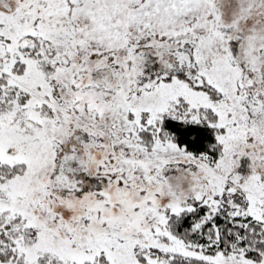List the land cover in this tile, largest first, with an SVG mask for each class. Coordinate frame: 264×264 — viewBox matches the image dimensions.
Returning <instances> with one entry per match:
<instances>
[{"label":"snow or ice","instance_id":"1","mask_svg":"<svg viewBox=\"0 0 264 264\" xmlns=\"http://www.w3.org/2000/svg\"><path fill=\"white\" fill-rule=\"evenodd\" d=\"M0 264H264V0H0Z\"/></svg>","mask_w":264,"mask_h":264}]
</instances>
